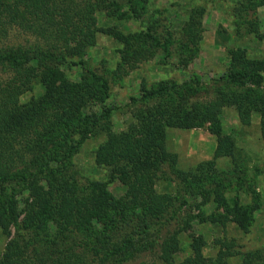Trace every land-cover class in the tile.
<instances>
[{"label":"trees","instance_id":"16d2710c","mask_svg":"<svg viewBox=\"0 0 264 264\" xmlns=\"http://www.w3.org/2000/svg\"><path fill=\"white\" fill-rule=\"evenodd\" d=\"M104 2L0 0V193L12 191L17 184L25 193L20 200L11 192L0 199V232L8 237L0 251V264H125L144 253L156 255L163 264H264L262 251L240 253L234 239L225 236L214 239L216 252L205 257L201 251L204 240L192 232L190 254L179 261L174 259L178 250L174 231L166 230L131 250L126 248L128 241L108 252L94 244V227H121L120 216L129 218L127 222L140 215L142 220L160 223L158 232L175 212L171 195L155 190L156 180L203 185L207 172L214 170V160L232 154V140L210 127L215 136L211 159L179 169L177 155L163 143L166 128L216 123L221 108L230 105L244 124L249 112L257 111L264 138V82L256 72L242 73L241 78L229 72L218 78L222 86L209 87L211 93L207 89L205 95H209L202 99L194 98L197 90L190 87L159 86L142 94L147 102L119 132L111 130L106 108L99 115L82 114L81 108L96 96V90L87 79L81 85L67 81L63 65L71 64L76 54L94 43L99 31L95 12L105 7ZM194 19L191 14L186 23L188 35H193ZM35 83L42 92L20 102V95L31 91ZM96 120L104 139L94 150V162L125 186L124 194L114 201L101 183L92 181L84 190L76 184L73 172L67 173L82 139L79 123ZM71 130L80 137L74 143L67 142ZM214 201L244 227L248 218L244 213L249 210L227 206L217 191ZM225 214L212 218L223 231L228 220ZM236 255L240 261L229 262ZM135 264L151 263L139 260Z\"/></svg>","mask_w":264,"mask_h":264},{"label":"rangeland","instance_id":"374dc122","mask_svg":"<svg viewBox=\"0 0 264 264\" xmlns=\"http://www.w3.org/2000/svg\"><path fill=\"white\" fill-rule=\"evenodd\" d=\"M104 4L95 12L99 31L94 43L76 54L71 64L63 65V72L70 83L81 85L87 79L95 88L96 96L87 100L81 113L99 115L103 108L108 109L107 118L114 132L125 130L134 121L132 114L147 102L142 94L159 86L190 87L197 90L193 97L202 99L209 95H205L209 87H221L218 78L229 72L238 78L242 73L256 72L264 82V0H105ZM191 14L195 24L193 35H188L185 27ZM187 48L192 50L187 52ZM41 92V86L35 83L31 91L20 95L19 101L35 98ZM99 124L98 120L79 123L82 139L67 173L72 171L76 184L84 190L92 181L101 183L105 194L114 201L124 194L125 186L94 162V150L104 139ZM210 127L232 140L231 156L214 160V170L207 172L203 185L156 180L155 190L168 193L173 199L175 213L167 225L157 232L160 223L142 220L140 215L131 216L127 222L129 218L120 216L117 221L122 223L121 227L110 226L107 230H102L101 225L94 227L92 237L98 248L108 252L128 241L126 248L131 250L169 230L176 232L178 240L176 261L190 254L189 232L204 240L201 251L205 257L215 254L217 246L213 241L221 236L233 238L240 253L248 250L264 253V138L260 135L259 113L250 111L248 123L244 124L235 107L228 105L221 108L216 123L204 122L186 129L166 128L163 143L177 155L176 167L186 170L211 159L215 136L209 132ZM71 132L68 143L80 138ZM215 191L227 206L249 210V214L244 213L248 217L244 227L232 221V215L225 214L220 202L214 201ZM9 192L15 193L19 200L25 196L17 184L12 191L0 193V199ZM218 214L228 218L224 231L212 221ZM12 231L13 227L10 235ZM7 239L0 232V251ZM139 260L163 264L149 253L125 264ZM239 261V255L229 259L231 263Z\"/></svg>","mask_w":264,"mask_h":264}]
</instances>
